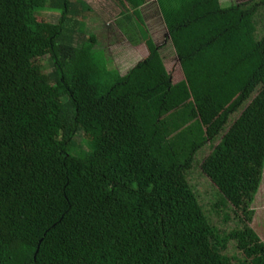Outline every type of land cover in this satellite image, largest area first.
Returning <instances> with one entry per match:
<instances>
[{
	"label": "trees",
	"instance_id": "obj_1",
	"mask_svg": "<svg viewBox=\"0 0 264 264\" xmlns=\"http://www.w3.org/2000/svg\"><path fill=\"white\" fill-rule=\"evenodd\" d=\"M116 2L124 73L86 1L0 0V264H264V0H156L161 46Z\"/></svg>",
	"mask_w": 264,
	"mask_h": 264
},
{
	"label": "rangeland",
	"instance_id": "obj_2",
	"mask_svg": "<svg viewBox=\"0 0 264 264\" xmlns=\"http://www.w3.org/2000/svg\"><path fill=\"white\" fill-rule=\"evenodd\" d=\"M86 1L92 8V11L88 14L87 18V35H95L97 37V46L96 50L99 56L105 57L107 61V67L111 70L112 63L108 57L109 49H114V66L124 67L123 73L128 70V63L124 61V59L121 58L127 57V48L135 49L133 47V44H138L142 42L141 35L137 34L136 32L133 33L132 28L129 29V25L131 23H128V25L125 24V27L132 31L131 33L124 35L123 30L118 28V23L120 22V7L118 6V3L116 0H84ZM149 4L153 2V0H148ZM233 3L238 2H244L246 0H232ZM148 4V5H149ZM150 6H147L144 8V15L145 12L149 13ZM153 12V10H151ZM155 12V11H154ZM153 12V13H154ZM48 17L53 19L54 21L59 20V14L52 10H47L44 12ZM147 22L149 31L153 37V39L156 41L158 45H163L167 43L166 37L167 32L166 28L164 26V23L161 19V17L158 15L157 18H155L154 22H148L147 17L144 18ZM158 21V23H157ZM127 30V33H128ZM143 36V35H142ZM163 55L166 59H174L176 55L174 54V51L170 47L164 48ZM107 53V55L105 54ZM162 52V51H161ZM166 53V54H165ZM129 54V53H128ZM138 55V54H137ZM132 56L127 57L126 60L129 62L130 65H135V63L132 62ZM45 65V71H52L50 66V59L46 58L43 62ZM127 68V69H126ZM232 124V123H231ZM207 152L205 154H202L201 158L204 159L206 154L210 153V148H207ZM194 183H199V187L201 190L204 191V193H208L212 191L213 187L208 183V179L205 178L203 175L199 173V171H194ZM205 197V195L203 196ZM207 198V196H206ZM252 209L255 211V216L253 223L251 226L253 229L259 234L262 241L264 242V177H263V183L261 184V187L259 189L258 194L256 195L255 202L252 205ZM235 216V215H234ZM235 220L231 222V226H235L240 223V220L238 218L234 217Z\"/></svg>",
	"mask_w": 264,
	"mask_h": 264
},
{
	"label": "crops",
	"instance_id": "obj_3",
	"mask_svg": "<svg viewBox=\"0 0 264 264\" xmlns=\"http://www.w3.org/2000/svg\"><path fill=\"white\" fill-rule=\"evenodd\" d=\"M149 1H148V3H147V5L146 6H144L143 8H142V12L144 11V8L145 7H147V6H150V8H149V13L148 12H145V15H144V18L145 17H147V20H148V22H154L155 20V18H157V16L159 15L160 17H161V15H160V13H159V11H158V7H157V4H156V0H153V2L151 3V4H149ZM151 10H153V12H151ZM144 13V12H143ZM162 19V18H161ZM146 21V20H145ZM163 21V20H162ZM147 23V22H146ZM157 23H158V21H157ZM148 26V25H147ZM165 26V25H164ZM166 28V27H165ZM149 29V28H148ZM150 32V31H149ZM166 32H167V30H166ZM151 34V33H150ZM152 36V35H151ZM153 38V37H152ZM154 40V39H153ZM154 42H155V44L156 45H158L157 43H156V41L154 40ZM133 46H135V45H133ZM158 46H161V45H158ZM167 47V46H166ZM165 47V48H166ZM169 47V46H168ZM133 48H135V47H133ZM165 49H163L162 50V52L164 51ZM127 51H128V53H127V57H130V56H132L133 58H132V62L131 63H135L136 61V64L138 63V62H140L141 60H142V56H141V54L136 50V48L135 49H130V48H127ZM138 54V55H137ZM166 54V53H165ZM108 57H109V59H110V61H111V63H112V66L113 67H115L114 66V49H109V54H108ZM127 57H123V56H121V58L122 59H124V61L126 62V63H128V68H130V67H132L133 65H130L129 64V62L126 60V58ZM165 58V57H164ZM166 59V58H165ZM173 60V59H172ZM166 61H171V59L169 60V59H166ZM135 64V65H136ZM115 69L116 70H119V72L120 73H122L123 72V69H124V67H122V66H120L119 65V67H115ZM127 69V68H126Z\"/></svg>",
	"mask_w": 264,
	"mask_h": 264
}]
</instances>
